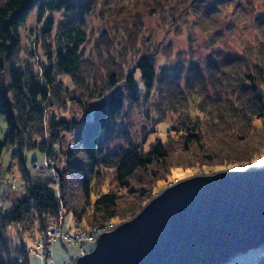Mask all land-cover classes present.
Wrapping results in <instances>:
<instances>
[{
  "label": "trees",
  "instance_id": "16d2710c",
  "mask_svg": "<svg viewBox=\"0 0 264 264\" xmlns=\"http://www.w3.org/2000/svg\"><path fill=\"white\" fill-rule=\"evenodd\" d=\"M31 16L35 51L27 54L35 60L45 50L39 67L20 53ZM153 18L157 31L145 24ZM227 36L240 40L238 56L223 54L233 48ZM69 104L79 117L60 116ZM142 104L157 117L147 112L153 128L138 145L121 120ZM2 117L0 173L14 149L26 190L0 207V264H29L24 233L48 230L60 214L84 230L121 222L174 170L247 167L264 150V0H0ZM164 124L166 139L146 151ZM117 139L127 147L114 150ZM36 149L59 159L55 178L27 171L26 153Z\"/></svg>",
  "mask_w": 264,
  "mask_h": 264
},
{
  "label": "water",
  "instance_id": "95a60500",
  "mask_svg": "<svg viewBox=\"0 0 264 264\" xmlns=\"http://www.w3.org/2000/svg\"><path fill=\"white\" fill-rule=\"evenodd\" d=\"M264 246V170L168 187L75 264H229Z\"/></svg>",
  "mask_w": 264,
  "mask_h": 264
},
{
  "label": "rangeland",
  "instance_id": "374dc122",
  "mask_svg": "<svg viewBox=\"0 0 264 264\" xmlns=\"http://www.w3.org/2000/svg\"><path fill=\"white\" fill-rule=\"evenodd\" d=\"M56 18L59 19V17H56ZM34 22H35V16H31L29 22L27 23V25L21 32L22 37H23V47L20 53H21V59L24 62L30 60L29 63H33L36 67H39L40 61H43V62L46 61L45 59L46 56L44 54L45 50L40 48L39 50L40 58L36 57L35 60L32 58L29 59V55L27 54V53H31L35 51L33 49L35 47V44H33L29 39V30L32 29V24H34ZM145 24L146 26L151 27L154 31H157V24H158L157 19L155 18L146 19ZM197 37H198L197 41L199 44L204 41V36L200 32H197ZM181 39L185 40L186 36L185 38L182 37ZM224 40L225 42L228 41L230 43V46L233 48L232 49L230 48L222 49L223 54L226 57H230V58L238 56L235 52L236 50L235 46L238 41L240 42V40H237L236 36H227ZM175 41L181 42L180 39H176ZM181 46H182V51H185L186 46L184 45L183 42L181 43ZM198 53H201L202 58L206 56V52L204 51L203 48H201L198 51ZM158 63L160 64L162 63L161 58L158 59ZM46 65L48 66V64ZM58 79L62 80L65 86L69 90L72 91L74 89L73 81L70 80V78H68L67 76L65 75L58 76ZM139 85L142 88V84L139 83ZM147 112L149 116L157 117L156 113L153 111V108L151 107V104L149 105L142 104L140 108L136 107V108L128 109L127 114H125L126 116L121 120L122 128L129 131L130 140L133 143L138 144V145H141V140L143 139V132L153 128V122L152 124H150L151 120L149 119ZM60 113H61L60 116L62 117L66 116L65 114L67 113L72 117H79L80 115L78 108L73 104H69L67 107V110L61 109ZM6 129H7V123H6L5 118L2 117L0 119V139L1 140H3L5 137V134L7 132ZM165 130H166V125L164 124L160 126L158 132L151 133L147 136L146 141L143 143V146L145 147L146 151L149 150L150 144L156 141L157 139H162V140L166 139ZM154 131H157L156 127H154ZM67 140L69 143L73 142L71 138H68V136H67ZM125 145H126V142H124L122 139L120 140L117 139L113 149L115 150V148L117 147L119 148L120 146L125 148L127 147V145L126 146ZM26 159L28 161L27 171L30 173L33 179L41 178L43 180L45 179L51 180L53 177L55 178V175H53V172L50 171V169H47L45 167V162L48 161V163H53L55 167L56 161L59 160L56 155H53V157L46 160V156L40 150L36 149L30 152H27ZM34 160H36L39 163L38 167L33 165ZM257 170H264V150H262L261 153L257 155V157L254 158L251 164L248 165L247 167H240V168L237 167V168H231V169L222 168V169L200 170V171L176 169L173 171L168 182H162L156 185V188L154 189L155 195L153 198L162 194V192L168 187L178 185L181 182L190 180L198 176H213V175H216L217 173H224L228 171H257ZM105 172L108 173L107 170ZM189 173L191 174L189 175ZM25 190H26V184L24 181V174L21 171V168L18 164V158L16 155V151L14 149H9L5 151L3 158H2V168H1V173H0V207L5 205L6 208H9L11 206V198H21L23 194L25 193ZM4 196L9 197V200H4ZM153 198H151L150 201ZM150 201L146 203L148 204ZM136 216L134 217L133 215L129 216L121 222H118L116 224L113 223L103 228L105 230L107 229L109 230L113 228L116 229L117 227H119L120 224L130 222ZM91 229L84 230L79 227H76L73 216L71 214H67L65 216L64 228H63L64 232L69 233V234H75L78 232L90 231ZM23 236L25 238L29 237L28 247L33 248L35 250L36 248L35 243L38 242L39 239H42V240L46 239V236H48L47 228L42 232H38V234H35V236L30 235L28 233H24ZM52 250H53L54 262H52L51 260L45 262V261H42L41 259H38L36 255H32V256L30 255V257L28 258L29 264H64L68 260L73 258L74 256H76L75 261H77L79 258L77 256V253L79 252V246L73 245L71 243H67L62 240H57L53 244ZM92 250H90L89 253ZM262 251H264V246L258 249H255V250H251L245 254H238L229 262V264H257L261 258H264V253L261 254ZM26 255L28 256L27 246H26Z\"/></svg>",
  "mask_w": 264,
  "mask_h": 264
},
{
  "label": "built area",
  "instance_id": "2783aa9c",
  "mask_svg": "<svg viewBox=\"0 0 264 264\" xmlns=\"http://www.w3.org/2000/svg\"><path fill=\"white\" fill-rule=\"evenodd\" d=\"M38 167V164L35 165ZM53 166V163L45 162V167L50 169ZM64 219L63 215L60 214L57 218H55L51 225L48 227L46 239H39L38 242L35 243L36 248L27 247L28 255H36L39 259H53V244L57 240H62L67 243H71L73 245L79 246V252L77 256L83 257L89 253L97 243L98 239L106 233H110L115 229H107L105 230L103 227H95L90 231L78 232L75 234H69L63 231ZM76 257V256H74ZM71 258L64 264H75L76 258Z\"/></svg>",
  "mask_w": 264,
  "mask_h": 264
},
{
  "label": "snow or ice",
  "instance_id": "6c2138e0",
  "mask_svg": "<svg viewBox=\"0 0 264 264\" xmlns=\"http://www.w3.org/2000/svg\"><path fill=\"white\" fill-rule=\"evenodd\" d=\"M191 173H189V175H190ZM114 223H118V221H114Z\"/></svg>",
  "mask_w": 264,
  "mask_h": 264
}]
</instances>
